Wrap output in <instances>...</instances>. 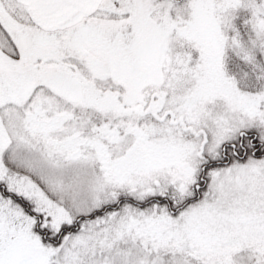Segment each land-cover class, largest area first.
I'll use <instances>...</instances> for the list:
<instances>
[{
    "label": "snow or ice",
    "instance_id": "6c2138e0",
    "mask_svg": "<svg viewBox=\"0 0 264 264\" xmlns=\"http://www.w3.org/2000/svg\"><path fill=\"white\" fill-rule=\"evenodd\" d=\"M0 264H264V0H0Z\"/></svg>",
    "mask_w": 264,
    "mask_h": 264
}]
</instances>
